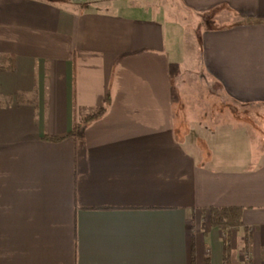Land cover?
Wrapping results in <instances>:
<instances>
[{
    "label": "crops",
    "instance_id": "obj_1",
    "mask_svg": "<svg viewBox=\"0 0 264 264\" xmlns=\"http://www.w3.org/2000/svg\"><path fill=\"white\" fill-rule=\"evenodd\" d=\"M109 1L0 0V264H264V0Z\"/></svg>",
    "mask_w": 264,
    "mask_h": 264
},
{
    "label": "trees",
    "instance_id": "obj_2",
    "mask_svg": "<svg viewBox=\"0 0 264 264\" xmlns=\"http://www.w3.org/2000/svg\"><path fill=\"white\" fill-rule=\"evenodd\" d=\"M210 215L218 221L220 224H224L230 221L234 224H240L243 217L242 208H212L210 209ZM231 256V238L230 236H225L224 238V263L228 264Z\"/></svg>",
    "mask_w": 264,
    "mask_h": 264
},
{
    "label": "rangeland",
    "instance_id": "obj_3",
    "mask_svg": "<svg viewBox=\"0 0 264 264\" xmlns=\"http://www.w3.org/2000/svg\"><path fill=\"white\" fill-rule=\"evenodd\" d=\"M109 2H117V1H109ZM212 22L210 21L209 22V26H212ZM182 29L183 28H181L180 26H178V28L177 29H174V33H173V31H171V30H168V31H170V37H171V40H170V43L172 44L173 43V41H174V43H176L177 41H182L183 40V37H184V33H183V31H182ZM205 87V86H204ZM210 87V86H209ZM199 89H194V92H197V93H200L201 91H202V88L203 87H198ZM206 88V87H205ZM204 88V90H203V92L204 93H206V91H208L209 90V96H208V98L209 97H212L213 95V93H214V91H216L217 90V88L215 87V89L213 88H207V89H205ZM209 220V219H211L212 221L214 220V222H216V223H218V221H216L215 219H213V217L211 216V217H209V216H205L204 217V221H206V220ZM207 223V222H206ZM220 226H221V229H222V234L224 235V236H230V238L232 239V235L234 234V235H236V233H238V231L241 229L240 228V226L238 225V224H234V223H232V222H230V221H227L226 223H224V224H220V223H218ZM244 256H246V254L244 253Z\"/></svg>",
    "mask_w": 264,
    "mask_h": 264
}]
</instances>
